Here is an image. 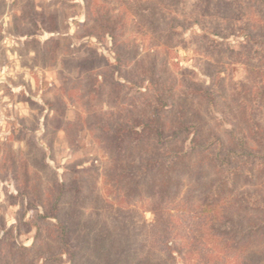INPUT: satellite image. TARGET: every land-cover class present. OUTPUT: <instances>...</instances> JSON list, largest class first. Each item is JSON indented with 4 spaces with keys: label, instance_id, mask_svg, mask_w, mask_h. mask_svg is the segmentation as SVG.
Here are the masks:
<instances>
[{
    "label": "rangeland",
    "instance_id": "obj_1",
    "mask_svg": "<svg viewBox=\"0 0 264 264\" xmlns=\"http://www.w3.org/2000/svg\"><path fill=\"white\" fill-rule=\"evenodd\" d=\"M150 4L151 0H0V253L6 254V259L11 244L29 248L43 233L45 237L50 233L55 236L51 217L58 185L66 170L75 168L86 169L79 175L88 179V191L100 195L101 200L93 205L74 200L70 204L68 200L73 205L72 214H98L100 220L110 224L127 219L140 231L138 240L149 248L153 244L154 252H162L150 226L155 221L150 200L129 199L105 187L109 160L96 139L100 136L99 120L105 118L104 113H113L119 103L127 101L126 97L137 96L136 89L120 94L98 83L102 79H97V70L91 66L101 62L96 55L113 73L119 57L108 33H114L118 48L124 49L129 58L138 56L145 69L156 63L159 71L165 70V80L172 75L182 84L193 82L205 87L212 67L217 76L214 87L227 92V96L233 87L242 88L239 97L250 89L254 105L245 103L242 107L258 115L264 125V90L257 85L264 86V53L254 54L252 63L246 56L228 51L203 54L194 36L203 28L192 23L175 36L178 45H168L150 25ZM167 4L160 0L158 19L168 21L174 16L167 11ZM99 18L102 24L110 25L97 27ZM209 18L202 23L207 31L213 34L224 29L223 39L229 43L225 46L242 48L243 32L233 35L230 24L215 13ZM250 20L259 25L256 10L247 14ZM183 36L185 42L181 41ZM213 38L222 40L215 35ZM127 64L133 66L134 62ZM91 70H96L95 75L89 74ZM200 111L205 119L202 107ZM235 120L242 124L238 117ZM211 126L215 128V124ZM240 128L247 127L243 124ZM207 140L213 137L206 134L204 142ZM184 184L181 196L169 207L173 240L181 249L178 264H239L240 257H235L232 246H222L213 235V220L220 219L223 211L203 207L200 195L192 190L194 181L185 179ZM235 186H254L251 197L261 198L264 170L252 178L238 177ZM75 238L80 240L79 235ZM39 256L44 255H38L37 261L41 260Z\"/></svg>",
    "mask_w": 264,
    "mask_h": 264
},
{
    "label": "trees",
    "instance_id": "obj_2",
    "mask_svg": "<svg viewBox=\"0 0 264 264\" xmlns=\"http://www.w3.org/2000/svg\"><path fill=\"white\" fill-rule=\"evenodd\" d=\"M151 2L150 25L168 45H175V36L192 23L203 28L200 33L194 32L197 48L203 54L228 51L244 55L246 61L252 63L254 54L264 53V0H166L167 11L174 13L168 21L157 17L160 0ZM252 9L259 13V25L252 24L253 20L247 21ZM213 13L230 24L233 35L243 32L242 48L235 50L225 46L229 43L223 39L224 29L213 34L206 30L203 24ZM103 25L110 24H102L99 18L97 27L104 28ZM108 35L119 57L113 73L108 63L103 67V59L96 53L101 62L91 66L97 70V79H102L98 83L120 94L136 89L137 96L126 97L127 101L119 103L113 113H104L105 118L99 120L100 136L96 139L109 160L105 187L129 199L150 200L151 213L155 217L150 226L162 252L158 254L153 244L149 248L138 240L140 231L127 219L110 224L100 220L98 214H72L73 205H69L68 200L70 204L74 200L91 205L101 200L100 195L88 191V179L79 175L86 169L75 168L66 170L58 185L51 217L55 222L51 224V229L57 232L55 236L50 233L51 236L45 237L43 233V237L29 248L11 244L8 259L6 254L0 253L1 263L178 264L181 249L173 240L169 207L181 196L185 179H190L196 185L192 190L200 195L203 207L223 211L220 219L213 220L214 237L222 246H232L235 257H240L239 264H264V195L253 198L251 188L254 186H235L238 177L252 178L264 170V125L258 115H251L242 107L245 103L249 106L253 91L244 90L239 97L242 88L237 86L227 96V92L214 87L213 80L217 76L212 67L208 71L209 85L205 87L193 82L182 84L172 75L165 80V70L159 71L156 63L145 69L144 62L137 60L138 56L129 58L124 49L118 48L114 33ZM181 41L185 42L184 36ZM178 43L179 40L176 45ZM128 61L134 65L128 66ZM96 70L89 74L93 75ZM257 85L264 90L263 83ZM246 94L248 97L243 98ZM251 104L254 105V101ZM201 107L205 119L201 116ZM219 111L220 120L217 118ZM237 117L242 124L235 120ZM243 124L246 129L240 128ZM206 134L213 140L204 142ZM258 202L260 204L255 205ZM77 220L82 222L74 225ZM76 235L80 240H76ZM55 251L58 253L54 254ZM38 255H44L39 256L40 261L36 259Z\"/></svg>",
    "mask_w": 264,
    "mask_h": 264
}]
</instances>
